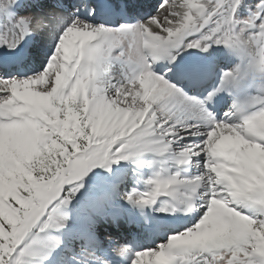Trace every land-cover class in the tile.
I'll return each mask as SVG.
<instances>
[{
  "label": "snow or ice",
  "instance_id": "6c2138e0",
  "mask_svg": "<svg viewBox=\"0 0 264 264\" xmlns=\"http://www.w3.org/2000/svg\"><path fill=\"white\" fill-rule=\"evenodd\" d=\"M37 6L0 0L5 60L36 55L23 48L27 36L54 42L37 74L0 77V264H118L108 257L125 255L124 246L109 236L110 253L98 254L95 233L117 196L163 213L189 214L205 201L194 224L136 251L131 264H264V0H161L147 20L115 27L82 18L96 14L87 0L4 15ZM213 47L240 64L202 97L189 96L173 82L178 72L195 79L181 53ZM116 66L119 76L110 72ZM257 82L222 119L209 110L220 94ZM121 162L157 170L143 191L101 194L95 214L69 228L85 178L97 169L111 175Z\"/></svg>",
  "mask_w": 264,
  "mask_h": 264
},
{
  "label": "bare ground",
  "instance_id": "6f19581e",
  "mask_svg": "<svg viewBox=\"0 0 264 264\" xmlns=\"http://www.w3.org/2000/svg\"><path fill=\"white\" fill-rule=\"evenodd\" d=\"M21 2L35 3L38 6L31 7V8H25V9H16L14 11L10 10L4 15L11 18L15 15H18L19 13H27L28 11H32L35 15L45 14L48 8L50 6H54L55 3L57 2L76 4L79 2V0H21ZM148 2L156 3L157 1L156 0H125V2H123L122 0H87L88 4L95 6L96 14L94 16L98 14V11L102 6L116 7L115 16L123 20L124 24H131L132 22L136 23L138 19H142L141 21H143V18L151 15L152 7L151 8L150 6L147 7ZM135 8L136 10H134ZM134 11L136 13H133ZM71 12H72V9H69L64 14L70 15ZM122 12H125V13L122 14ZM137 13L140 16H137ZM79 14L81 15L82 18L88 19L89 22L93 24H98V25L102 24L99 22V19L93 20L94 16L89 17L86 11L81 12ZM121 24L122 23L118 25H121ZM48 42L50 41L48 37L46 36V34H42L40 36H37L35 34L27 36L25 40L23 41V48L25 51L34 50L36 52V55L33 56L31 59H16V62H17L16 67H14V69L5 70L3 73L0 74V77H3L5 79L15 77L19 79V78H26L28 76H32L40 72L43 68V65L47 61V56L51 54L52 48L54 47V42H53L52 47H47ZM24 45H26V47H24ZM7 51H8L7 48H0V61L4 60V54ZM193 56L194 57L201 56L204 58V60L211 61L209 63L210 65H212V67H215L216 65L219 64L218 68L224 67L222 71L234 69L237 65L240 64L239 57L227 51L223 47H219V48L213 47L212 49H210L209 53H201L196 49H190L188 51L181 53V59L185 57L183 59V61L185 62H188ZM163 63L165 64L166 62H163ZM225 67L227 68L225 69ZM257 87H258L257 83L256 84L248 83L245 86H243L238 92L254 93ZM182 88L185 90L184 87ZM185 92H187L189 96L191 95L195 97L194 96L195 94L190 93L187 90H185ZM215 116L217 120H219V119H222L224 115L215 114ZM147 158L148 157H146V159ZM150 158L153 159V157H150ZM198 171L199 170L194 167H189L187 169V174L196 175L198 174ZM120 177H121V181H120ZM124 177H125V182L127 183L125 172H122V174H117V175L112 174L111 177L106 180L107 182L106 187H108V190L112 192L113 188H115V190L117 191L121 185L125 184V182L122 184V180ZM118 179L120 182L116 183ZM92 198L91 200H89L88 203L85 200H83L84 199L83 198L78 203L77 206L75 205L71 206L70 215L72 217V220L69 223V228L82 227L80 224L81 215L83 214L94 215L95 214L94 205H95L96 198L95 200L94 199L92 200ZM204 204H205V201L203 200L198 201L197 202L198 209L194 210L193 212L189 214H184L182 211H176L174 213L173 212H168V213L156 212L153 209H149V208L139 209L131 205H128L124 210V214H122V212L118 210L117 208L113 210L112 206L106 207L104 210V218L101 219L99 216L96 217L97 222L95 226V233H97L99 229L103 231L105 230L114 231L117 228V232H114L115 234L117 235L121 233L127 234L126 228L132 226L133 228L132 230H130V238L133 239V243L131 244V247L134 248L135 252L146 249V248H155L159 243H162L165 241L161 237L162 234L165 233V234L171 235L175 232H179V230L182 227L191 225L190 223L194 224L205 211V207L199 206V205H204ZM157 207H160V205L158 204ZM148 214H153L162 221L161 227L159 228L158 233H154V231H151L145 228L144 220L146 219V215ZM113 217H115V220L112 219ZM168 219H170L174 223L177 222V225L175 223V225L172 224L171 226H169ZM120 223H123V225H121ZM121 227H124V230ZM96 236L97 238L99 237L97 234ZM98 240L101 245V248L98 254H102L103 252L110 253L111 248L109 247L106 248L105 246H102V240L99 238ZM108 244L113 246L111 242L109 241H108ZM108 258L117 260L118 264L125 263V262L118 261V258L112 257L111 255H109ZM144 259L145 261H147L151 258L145 257Z\"/></svg>",
  "mask_w": 264,
  "mask_h": 264
},
{
  "label": "rangeland",
  "instance_id": "374dc122",
  "mask_svg": "<svg viewBox=\"0 0 264 264\" xmlns=\"http://www.w3.org/2000/svg\"><path fill=\"white\" fill-rule=\"evenodd\" d=\"M156 1L158 3L157 2L156 3H152V2L147 3V7H149V6H150V8L152 7V11H151V15L143 18V21H145L150 16L155 15L157 9L159 8V6L161 4V0H156ZM258 2H259V0H244V4H247V5H254L255 3H258ZM134 10H136V8ZM249 14H250V9L245 8V10L239 14L240 19L241 20L246 19ZM19 15H35V14L32 11H28L27 13H19ZM136 23H137V21H136ZM52 45H53V42H48L47 47H52ZM110 72L114 76L120 75V69L118 66L111 69ZM257 86H259L258 82H257ZM186 142H188V141H186ZM149 158L150 157H148L146 159V161L152 159V158H150V159ZM169 167H171L170 164H169ZM156 170H157V168H155V167H151V168L148 167L147 163H145V166L142 168L134 166L131 163H124V162H121L118 166L114 165L113 169H112V174L117 175V174H122V172H125L126 173V180H127V183H126L125 177L123 178L122 184L124 182H125V184L121 185L120 188H118L117 192L120 194H123V193L131 191L134 188L137 190L143 191L145 189L144 180H146L147 178L152 176ZM111 175H109L108 173H106L100 169L95 170V173L90 174L89 177L85 178V181H84L85 187L81 190V193L73 201L71 206H73V205L77 206L78 203L83 198H84L83 200H85L88 203L92 197H93L92 200L93 199L95 200V198L99 197L101 194L108 193V192L111 193L108 190V187H106V183H107L106 180L109 179L111 177ZM120 181H121V177H120ZM120 181L118 179L116 181V183L117 182L119 183ZM128 205H129L128 203H126L124 200L120 199L119 196H117L116 199L113 201L112 208H113V210H115L117 208L118 210H120L122 212V214H124V210ZM75 220H77V219H75ZM120 224L123 225V223H120ZM168 224L172 225L170 222H168ZM176 224H177V222H176ZM190 224L192 225L193 223H190ZM191 225H189V226L187 225L185 227H182L179 231H183L186 227H190ZM121 228L124 230V227H121ZM132 228H133L132 226L126 228L127 234H123V233L118 234V235L115 234L114 232H117V228L114 231H111V230L110 231L109 230L103 231V230L99 229L96 233L99 236L98 238L102 240V246H105L106 248L107 247H109V248L113 247L110 244H108L109 240L107 239V237H109V236H111L114 241H119V243L124 246V248L126 249L125 255L116 257V258H118V261L125 262L124 264H131L132 255L135 253L134 250L131 248V244L133 243V239L130 238V230H132ZM167 237H168V235H167ZM165 239H166V237H165ZM130 240H131V242H130ZM111 244H112V242H111ZM62 255L65 258L68 257L67 252H62ZM69 264H71V261L69 262Z\"/></svg>",
  "mask_w": 264,
  "mask_h": 264
}]
</instances>
